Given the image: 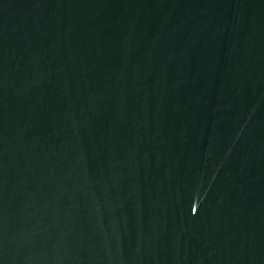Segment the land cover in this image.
<instances>
[{"label": "water", "instance_id": "95a60500", "mask_svg": "<svg viewBox=\"0 0 264 264\" xmlns=\"http://www.w3.org/2000/svg\"><path fill=\"white\" fill-rule=\"evenodd\" d=\"M0 264H264V0H0Z\"/></svg>", "mask_w": 264, "mask_h": 264}]
</instances>
